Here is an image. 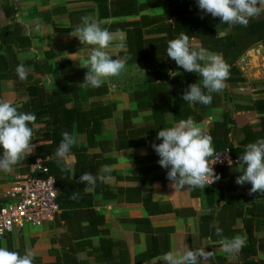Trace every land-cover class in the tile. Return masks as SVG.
I'll return each mask as SVG.
<instances>
[{
    "label": "crops",
    "instance_id": "obj_1",
    "mask_svg": "<svg viewBox=\"0 0 264 264\" xmlns=\"http://www.w3.org/2000/svg\"><path fill=\"white\" fill-rule=\"evenodd\" d=\"M173 6L171 0H0V27L12 28L18 22L22 25L23 35L31 38L30 47L17 50L18 60L32 59L36 55L44 59L45 51L56 55L48 60L51 67L49 74L39 75L34 73L32 65L25 66L29 69L28 73L39 76L49 88L56 86L55 77L83 86L84 75L88 71L83 67L84 62L93 46L81 44L77 37L70 34L82 25V17H90L110 32L122 34L123 48L113 42L104 49L113 58L128 56L129 60L119 76L105 79L108 92L94 97L116 105L113 117L103 121V131L98 138L115 139L123 112L135 111V115L128 119L126 130L139 127V145L104 154L111 160L106 165L118 175V178L116 175L106 176L104 182L113 188L120 186L131 190L121 191L118 201L103 200L97 196L96 212L104 216V227L110 237L125 242L130 264L134 263L136 255L142 253L153 255L142 264H165L164 254L188 249L205 252L201 264H239L241 258L237 253L225 252L219 243L221 237L211 234L216 233L218 226L223 230V236L229 239L241 237L246 241L247 230L259 237L264 236V224L260 223L264 220V194L249 196L251 184L237 185L231 176L224 182L223 192L215 188L210 193L207 189L212 184L205 188H173L166 179L168 170L160 167V158L150 146L153 142H162L156 140L160 130L181 120L174 117V93L183 92L188 84H192L187 80L192 76L179 69L178 80H167V93L161 95L151 90V86L161 83L160 80H147V74L158 71L159 66L130 57L141 55L139 39L166 37L176 18ZM182 12L184 22L193 25V31L183 33L189 36L194 47L220 54L230 66V77L224 90L213 94L211 104L189 105L184 101L180 116H191L204 127L212 137L214 149L240 141L246 135L256 134L264 139V46L259 40V27L264 29V12L251 18L246 27L221 24L220 18H213L199 10L197 0L186 2ZM209 17L213 19L212 26L203 25L202 19ZM131 41L138 46H133ZM259 44L262 45L261 70L257 77L251 78L239 66V61L250 48ZM153 53L167 55L166 50L161 48L152 49L150 54ZM137 91L139 95L135 94ZM0 99L12 103L18 100L12 80L0 81ZM164 102L168 103V108L158 121V108ZM74 137L77 142L85 139L81 134ZM142 150L146 154H142ZM224 151L227 149H219L218 152ZM90 152L100 150L93 148ZM65 161L72 164L73 159L67 156ZM237 161L233 164L240 170ZM31 166L26 164L25 159L10 173L0 171V198L19 180V176L30 171ZM240 205L247 207L246 213L245 209L241 211ZM62 230L53 226L28 229L7 237L14 248L22 245L42 261L51 262L54 258L48 250L54 245L50 239ZM5 238L0 239V247L6 248ZM254 257L264 259V250H259ZM90 261L93 262L91 258Z\"/></svg>",
    "mask_w": 264,
    "mask_h": 264
},
{
    "label": "trees",
    "instance_id": "obj_2",
    "mask_svg": "<svg viewBox=\"0 0 264 264\" xmlns=\"http://www.w3.org/2000/svg\"><path fill=\"white\" fill-rule=\"evenodd\" d=\"M173 2V15L176 16L169 32L164 39H139V57H130L132 59L144 60L148 64H156L159 70L147 74V80L150 82L159 79L160 84L151 86V90L158 94L167 93L166 81H177V76L171 78L168 75L170 70L179 72L174 60H171L163 53L150 54L154 48L166 50L168 41L176 38L180 33L189 30L193 31V25L184 22L182 16L183 5L189 0H171ZM15 12V9L13 10ZM72 13V12H70ZM203 25L212 26L213 19H202ZM66 28V30H69ZM260 39L264 46V29L259 27ZM133 46L138 43L131 41ZM31 46V38L22 33V25L16 22L12 28L8 26L0 27V81L12 80L13 90L18 100L12 103L17 106L19 111L34 113L37 117V128L34 130L32 143L36 145L32 155L26 158L27 165L38 163L45 171L41 176H51L55 181L58 191L56 201L59 206V214L56 217L53 228L63 230L54 237H51L50 243L54 246L48 250V254L54 258L51 262H44L41 258L35 256L33 264H130V255L128 248L122 240L110 237L108 229L104 227L105 218L95 210L96 197L101 199L119 200L121 191H129L130 188L111 187L104 182V178L109 175H118L115 171L103 173L102 167L111 160L104 156L106 152L114 149H124L139 145V127L129 126L128 119L135 115V111H124L123 120L118 126L115 139L98 138L103 131V121L113 117L116 110L114 102H104L94 97L104 95L108 92L106 84L99 88L78 86L75 83H68L66 80L55 77L56 86L49 88L42 83L39 76L28 73L27 78L21 81L17 74L18 65H32L34 73L39 75L49 74L51 67L48 60L56 55L51 51L44 52V59L37 55L28 60L20 61L16 52L18 49ZM58 65V63H56ZM192 77L187 78L191 83H199L200 77L196 73H189ZM189 85V84H188ZM188 87V86H187ZM186 87V88H187ZM148 88H150L148 86ZM181 91L174 93L172 102L173 110L176 112V119H186L180 116L185 102L182 100ZM83 94L84 96H82ZM139 95V91L135 92ZM88 98H93L87 101ZM22 105V107H21ZM168 103L160 105L158 108L159 119L167 111ZM139 110V103L137 104ZM31 126V125H30ZM160 127L161 125L158 124ZM69 132L73 136L76 134L84 135L82 142H77L71 149L72 164L63 160L58 161L55 156V150L61 142L62 132ZM258 139L256 134L246 135L240 141L225 144L215 149V153L227 149L231 157L238 160L243 155L245 147ZM98 148L100 152H90V149ZM0 149V153H2ZM19 163L14 167H18ZM241 169L238 170L236 164L226 166H216L215 173L220 179L207 189L210 193L214 189L220 192L224 187V182L231 176L235 181L236 177L241 175ZM88 172L97 179L94 186L79 183L81 174ZM78 193L76 199H72L73 192ZM239 208L248 210L247 207L240 205ZM264 224V220L260 221ZM51 226V228H52ZM212 236L216 233H212ZM247 239L244 246L238 251L237 256L241 258L239 264H264V259H257L254 256L259 250H264V236L259 237L257 233L246 231ZM95 240L98 241L95 244ZM6 248L10 251H17L21 255L25 254V248L20 245L17 248L12 246L11 240L5 238ZM153 256L150 253H142L134 257L133 264H142L143 261ZM90 258L93 262L90 261Z\"/></svg>",
    "mask_w": 264,
    "mask_h": 264
},
{
    "label": "clouds",
    "instance_id": "obj_3",
    "mask_svg": "<svg viewBox=\"0 0 264 264\" xmlns=\"http://www.w3.org/2000/svg\"><path fill=\"white\" fill-rule=\"evenodd\" d=\"M197 7L213 18H220L221 24L247 26L249 20L264 12V0H197ZM82 25L78 26L72 36L79 39L81 44L93 46L89 57L84 62L88 71L84 75L85 87L99 88L108 77L119 76L126 68L128 56L113 58L104 51L109 44L116 42V46L123 48V35L110 32L103 28L100 22L90 17L81 18ZM167 57L174 60L176 65L186 72L196 73L200 77L199 83L189 84L182 93V100L189 105H209L214 93H220L226 87L230 77V66L220 54L212 53L203 47H194L185 33L168 41ZM18 78L23 81L27 78L29 69L23 64L16 68ZM180 73L170 70L168 75L175 78ZM22 107V105H21ZM37 117L31 112L19 111L12 102L0 99V171L10 173L13 167L25 160L34 152L36 147L32 143L34 130L38 127ZM31 125V126H30ZM55 150L54 156L60 161L71 154L72 147L77 143L75 137L65 131ZM161 143H152L150 146L159 156L158 164L167 169L166 179L173 188H205L218 181L220 176L214 172L213 165L219 161L215 157V149L211 135L195 119L189 116L181 119L173 126L163 128L156 135ZM142 154H146L142 150ZM229 165L232 163L228 161ZM241 166V175L235 183L243 186L251 184L248 195L264 194V139H258L246 145L243 155L238 157ZM103 173H109L111 167H102ZM92 173L80 175L79 183L94 186L97 179ZM78 197L73 192L72 199ZM216 235L220 236L219 243L225 252H238L245 244L241 237L231 239L223 236V230L216 227ZM35 253L25 250L21 255L17 251H10L0 247V264H33ZM205 258L203 250H185L164 254L165 264H201Z\"/></svg>",
    "mask_w": 264,
    "mask_h": 264
},
{
    "label": "built area",
    "instance_id": "obj_4",
    "mask_svg": "<svg viewBox=\"0 0 264 264\" xmlns=\"http://www.w3.org/2000/svg\"><path fill=\"white\" fill-rule=\"evenodd\" d=\"M219 161L212 167L235 161L227 151L216 152ZM45 171L38 163L28 173L7 189L0 198V239L21 234L28 229L50 228L59 214L56 201L58 191L51 176H41Z\"/></svg>",
    "mask_w": 264,
    "mask_h": 264
},
{
    "label": "water",
    "instance_id": "obj_5",
    "mask_svg": "<svg viewBox=\"0 0 264 264\" xmlns=\"http://www.w3.org/2000/svg\"><path fill=\"white\" fill-rule=\"evenodd\" d=\"M262 45L250 48L239 61V66L248 77H257L261 70L260 52Z\"/></svg>",
    "mask_w": 264,
    "mask_h": 264
}]
</instances>
